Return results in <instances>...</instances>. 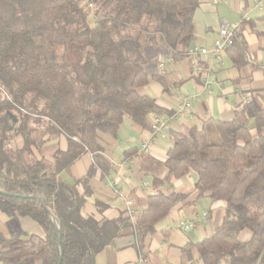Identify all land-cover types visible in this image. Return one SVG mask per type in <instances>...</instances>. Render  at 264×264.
Returning <instances> with one entry per match:
<instances>
[{
  "label": "trees",
  "instance_id": "16d2710c",
  "mask_svg": "<svg viewBox=\"0 0 264 264\" xmlns=\"http://www.w3.org/2000/svg\"><path fill=\"white\" fill-rule=\"evenodd\" d=\"M90 5L96 8L94 24ZM199 5L200 0H0V213L28 217L44 233L5 238L0 232V264H96L129 227L141 252L172 208L203 198L225 203L222 223L182 249V264L195 258L201 264H264L263 96L231 119L206 118L170 131L166 160H151L147 171L155 186L194 171L199 179L191 193L149 195L134 223L127 212L104 221L82 213L90 192L81 194L79 185L87 186L96 167L110 169L98 135L117 137L126 119L150 132V116L167 114L138 89L153 79L171 86L156 73L158 57L187 58ZM257 33L264 39V30ZM247 53L239 31L226 55L241 70ZM18 136L22 149L12 145ZM60 137L68 149H57L51 163L44 147ZM85 153L96 167L74 183L63 180L61 173Z\"/></svg>",
  "mask_w": 264,
  "mask_h": 264
},
{
  "label": "crops",
  "instance_id": "0c3cea01",
  "mask_svg": "<svg viewBox=\"0 0 264 264\" xmlns=\"http://www.w3.org/2000/svg\"><path fill=\"white\" fill-rule=\"evenodd\" d=\"M263 17L264 0H200L194 16L193 45L211 48L219 36L222 23L238 25L241 37L248 45L247 65L241 70L235 69L226 53L223 55L222 65L217 60H213L209 69L207 65H203L201 76L195 75V61L189 57L179 62L173 61L165 72H161L157 65L156 73L163 75L171 86L165 89L158 80L153 79L138 89L139 94L155 99L167 111L164 116L169 117L171 114L168 113L173 114L177 106L180 93L193 95L202 89V81L207 79L212 85L210 92L194 102L191 116L176 123L173 130L201 125V121L206 118L230 119L239 107L250 103L255 96L264 97V39L257 33L264 30V23L260 21ZM149 133L126 119L117 137L101 133L98 135L101 155L110 166L107 173L95 166L91 153L83 154L68 170L61 173L63 180L74 183L75 180L85 178L96 167L87 186L78 187L81 194L87 190L90 192L82 210L85 217H92L97 221L113 220L127 212L126 199L133 200L140 212L146 207L147 197L151 194L173 191L191 193L194 190L199 179L194 171L171 183L160 186L152 184V177L147 171L150 161L164 162L172 146V139L168 135L152 148L151 153L146 154L141 151V140ZM12 145L22 149L23 138L16 137ZM57 149H68L65 137L45 145V159L52 163V155ZM35 154L38 159L43 158L42 153L35 151ZM125 161L128 164H124ZM158 175L163 176L164 171L160 169ZM146 180L150 184L149 189L142 187ZM110 181L119 183V191L110 185ZM224 209L225 203L212 202L209 198H203L188 207L180 203L157 224L156 232L147 238L141 252L135 244L133 229L129 227L97 256L96 264H138L140 255L144 257V264H182V249L188 244H198L212 234L222 223ZM204 213L209 215L207 223H201L187 233L178 228L177 223L181 219ZM0 232L5 238L19 232L44 235L37 223L20 216L10 218L0 215ZM250 236L245 231L242 238L247 240ZM194 262L201 264L198 258Z\"/></svg>",
  "mask_w": 264,
  "mask_h": 264
},
{
  "label": "built area",
  "instance_id": "2783aa9c",
  "mask_svg": "<svg viewBox=\"0 0 264 264\" xmlns=\"http://www.w3.org/2000/svg\"><path fill=\"white\" fill-rule=\"evenodd\" d=\"M92 6V5H91ZM239 32L238 25H229L228 23H222L219 29V36L214 41L211 48H207L199 45H192L187 53V57L195 61L194 73L197 76H201L203 72V65H207L210 68L213 60H217L221 65L223 64V55L226 51L233 46L237 33ZM174 59L171 56L161 58L159 56L158 68L161 72H165ZM202 89L193 95H189L185 92L180 93L177 101V106L173 111V114L169 117L162 115H152L151 117V131L149 135L141 140V151L149 154L152 148L164 140L173 130L174 125L180 120L191 116L194 102L200 100L205 93H209L212 85L205 79L202 81ZM249 104V103H248ZM128 164V162H123ZM110 185L119 191L120 186L117 181H110ZM149 182L146 180L142 183L144 189H149ZM127 214L130 217L132 223L138 217L139 210L135 205V202L131 199L125 200ZM209 221V215L204 213L202 215H196L193 217L181 219L178 224V228L182 232H189L196 229L201 223H207ZM138 264H144V257L140 255Z\"/></svg>",
  "mask_w": 264,
  "mask_h": 264
},
{
  "label": "rangeland",
  "instance_id": "374dc122",
  "mask_svg": "<svg viewBox=\"0 0 264 264\" xmlns=\"http://www.w3.org/2000/svg\"><path fill=\"white\" fill-rule=\"evenodd\" d=\"M89 13H90V22H91V24H94L95 22H96V20H95V18H94V15H95V12H96V8H95V6H89ZM160 57L161 58H163V57H166V56H164V55H160ZM158 60H159V58H158ZM232 117H233V115H232ZM232 117H230V119L232 118ZM222 203H224V202H222ZM0 215H3V214H1L0 213ZM177 226H178V223H177Z\"/></svg>",
  "mask_w": 264,
  "mask_h": 264
},
{
  "label": "water",
  "instance_id": "95a60500",
  "mask_svg": "<svg viewBox=\"0 0 264 264\" xmlns=\"http://www.w3.org/2000/svg\"><path fill=\"white\" fill-rule=\"evenodd\" d=\"M11 196H13V195H11ZM46 209L49 212V215H50V218H51L52 223L56 225L58 231L61 233L62 228H61V226L59 224L58 219L56 218V216L48 208H46Z\"/></svg>",
  "mask_w": 264,
  "mask_h": 264
}]
</instances>
